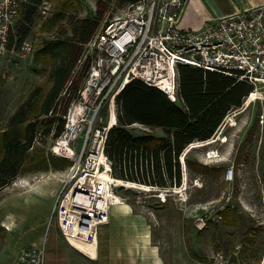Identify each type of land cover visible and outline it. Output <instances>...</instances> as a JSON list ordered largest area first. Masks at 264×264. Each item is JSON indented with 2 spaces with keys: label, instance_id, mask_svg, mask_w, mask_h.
<instances>
[{
  "label": "built area",
  "instance_id": "2783aa9c",
  "mask_svg": "<svg viewBox=\"0 0 264 264\" xmlns=\"http://www.w3.org/2000/svg\"><path fill=\"white\" fill-rule=\"evenodd\" d=\"M28 1L0 0V67L12 48L9 35L20 8ZM185 1L138 0L120 14L106 15L73 70L74 75L84 70V78L67 104L63 129L49 147L53 155L71 160L60 179L52 215L64 240L87 256L92 253L79 244L96 251L98 229L109 222L111 207L118 204L111 199L116 187L100 175H113L105 149L109 129L116 123V97L128 81L155 86L173 102L179 101V65L225 73L252 84L253 91L264 85V3L185 29L179 23ZM46 4L42 0V6ZM20 48L31 53L34 46L25 39ZM252 92L245 100H251ZM106 110L108 121L103 117ZM133 126L148 130L139 123ZM227 175L232 177L233 168ZM152 187L164 192L159 194L163 201L165 192L174 188ZM205 224L199 217L197 226L202 229ZM13 264H45L44 245L24 248Z\"/></svg>",
  "mask_w": 264,
  "mask_h": 264
},
{
  "label": "trees",
  "instance_id": "16d2710c",
  "mask_svg": "<svg viewBox=\"0 0 264 264\" xmlns=\"http://www.w3.org/2000/svg\"><path fill=\"white\" fill-rule=\"evenodd\" d=\"M49 1L56 3V11L41 20L39 26L40 31L49 32V38L37 44L33 55L36 63L45 66L48 85L46 89L36 87L0 131V188L20 172L48 169L50 165L59 169L69 163L60 157L29 151L41 143L44 135L53 132L55 137L63 129L67 104L84 78V70L76 75L73 70L105 16L112 15V8L121 9L138 0H96L93 14L84 17L76 13L78 0ZM41 6L42 0H29L21 6L20 19L9 35L10 48L19 49L30 35ZM178 83L177 102L139 79L128 81L117 95L116 123L109 129L105 149L114 177L160 188L180 186V157L185 149L194 141L210 139L226 114L240 107L254 90L246 81L189 65L178 66ZM134 123L148 130H136ZM186 162L192 177L219 176L223 169L188 157ZM218 214L225 225L242 222L241 214L231 204ZM231 256L236 264H244Z\"/></svg>",
  "mask_w": 264,
  "mask_h": 264
},
{
  "label": "rangeland",
  "instance_id": "374dc122",
  "mask_svg": "<svg viewBox=\"0 0 264 264\" xmlns=\"http://www.w3.org/2000/svg\"><path fill=\"white\" fill-rule=\"evenodd\" d=\"M78 3L76 13L81 17L95 11L96 0H78ZM121 10L112 8V15L120 14ZM55 11L56 3L49 0L39 8V15L27 37L34 46L31 53L12 47L4 57L0 67V131L36 87L46 89L48 85L47 72L43 71L45 66L36 63L33 55L37 44L49 38L48 31L39 30L41 20ZM258 90L264 93V85ZM251 95L250 101L244 99L240 107L232 108L210 139L193 142L185 149L180 157L182 183L165 192L164 201L159 195L164 192L129 188L121 184L122 179L113 176L116 194L123 200L120 199L130 204L134 211L149 217L154 240L167 264H236L232 254L244 264H264V98H251ZM103 117L108 121L107 110ZM137 129L141 128L136 126ZM153 132L161 134L162 130L154 129ZM52 141L53 132L44 135L41 143H36L29 152L55 156L49 150ZM187 157L202 164L222 167L221 174L192 177ZM66 160L69 163L64 168L50 165L48 169L23 171L10 183L17 180L25 185V177L35 176L34 180L43 176L52 179L59 189L60 179L71 162ZM229 168H233L232 177L227 175ZM41 204L37 200L29 212L36 220L33 222L47 217L44 232L47 239L54 231L60 230L52 210L46 216L45 210L38 208ZM227 204L241 214L239 225H225L219 216L218 211ZM199 217L206 221L202 229L197 226ZM244 244L246 249L242 250Z\"/></svg>",
  "mask_w": 264,
  "mask_h": 264
},
{
  "label": "crops",
  "instance_id": "0c3cea01",
  "mask_svg": "<svg viewBox=\"0 0 264 264\" xmlns=\"http://www.w3.org/2000/svg\"><path fill=\"white\" fill-rule=\"evenodd\" d=\"M263 3L264 0H186L179 23L182 28L197 29L207 20ZM27 177L25 185L15 180L0 188V264H13L26 245H44L45 264H167L154 240L149 217L134 211L127 202L111 207L109 222L98 229L97 248L91 257L70 246L60 231L46 239L47 217L33 222L36 220L29 211L38 200L42 202L38 208L45 210L46 216L50 214L58 188L52 179Z\"/></svg>",
  "mask_w": 264,
  "mask_h": 264
},
{
  "label": "bare ground",
  "instance_id": "6f19581e",
  "mask_svg": "<svg viewBox=\"0 0 264 264\" xmlns=\"http://www.w3.org/2000/svg\"><path fill=\"white\" fill-rule=\"evenodd\" d=\"M256 92H253L251 93V98L252 97H259V98H264V93L262 91H259V90H255ZM194 142H198V141H194ZM198 145V144H197ZM100 179L102 181H104L105 183L108 182V180L110 181V183L113 185V183L115 182L114 179H113V175H109V174H106L105 172H103V174L100 175ZM121 184H123L124 186L126 187H129V188H140V189H146V190H149V189H156V187H152V185H147V184H143V183H138V182H135V181H130V180H120ZM179 186H177L176 188H178ZM111 199L114 200L115 203H120V202H123L120 197L116 194V193H112L111 194ZM79 246L83 249V250H86L88 252H95V249L90 246H87L85 244H79Z\"/></svg>",
  "mask_w": 264,
  "mask_h": 264
}]
</instances>
